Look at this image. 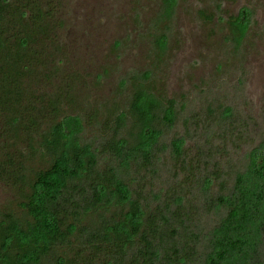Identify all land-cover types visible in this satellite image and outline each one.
Here are the masks:
<instances>
[{
    "label": "trees",
    "instance_id": "obj_1",
    "mask_svg": "<svg viewBox=\"0 0 264 264\" xmlns=\"http://www.w3.org/2000/svg\"><path fill=\"white\" fill-rule=\"evenodd\" d=\"M58 5L0 0V181L18 196L0 207V264H264V105L228 78L248 9L228 16L220 76L197 99L147 69L121 78L123 107L102 119L65 110ZM153 43L161 54L165 31Z\"/></svg>",
    "mask_w": 264,
    "mask_h": 264
},
{
    "label": "rangeland",
    "instance_id": "obj_2",
    "mask_svg": "<svg viewBox=\"0 0 264 264\" xmlns=\"http://www.w3.org/2000/svg\"><path fill=\"white\" fill-rule=\"evenodd\" d=\"M162 7L163 0H59L63 63L76 76L66 112L95 111L99 118L102 110V119L115 114L127 97V89L118 88L121 78L147 69L161 92L197 99L196 85L220 76L226 20L243 8L251 13L246 55L243 63H233L228 78L235 81L242 73L254 106L264 105V0H176L170 20L159 25L154 21ZM161 31L167 45L160 54L153 38ZM17 197L0 181V207L14 205Z\"/></svg>",
    "mask_w": 264,
    "mask_h": 264
}]
</instances>
